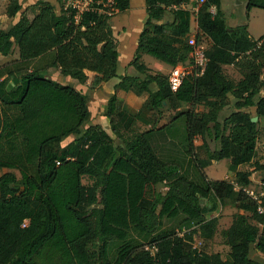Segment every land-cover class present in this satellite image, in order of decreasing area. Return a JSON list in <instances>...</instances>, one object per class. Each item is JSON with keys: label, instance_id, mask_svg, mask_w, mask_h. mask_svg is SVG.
<instances>
[{"label": "trees", "instance_id": "trees-1", "mask_svg": "<svg viewBox=\"0 0 264 264\" xmlns=\"http://www.w3.org/2000/svg\"><path fill=\"white\" fill-rule=\"evenodd\" d=\"M87 1L82 11L57 12L39 0L29 15L19 0H0V16L20 12L15 23L0 28V54L16 45L18 62L12 64L24 65L0 69V168L8 169L0 174V264H264L252 256L264 255V213L242 189L250 173L236 171L235 189L203 170L225 158L237 167L256 155L264 117V35L251 39L245 26H226L220 0H204L199 13L216 7L200 22L210 39L207 66L172 91L168 76L149 73L140 58L148 54L170 66L191 60L190 12L176 8L187 0H144L147 16L129 62L137 74L119 76L109 20L129 9L130 0ZM245 1L248 10L264 9V0ZM231 64L240 79L224 74L223 65ZM47 68L80 84L89 71L97 86L119 77L105 113L110 132L89 121L87 93L53 79ZM119 91L147 93L143 105L151 123L168 112L154 127L171 141L160 152L151 146L153 129L134 127L143 105L137 113L119 108ZM230 96L234 110L222 116ZM200 149L206 158L196 156ZM176 153L192 156V166L184 167ZM255 169L264 171V158ZM83 176L91 182L84 184ZM212 200L242 210L221 231L229 246L225 257L193 244L195 233L213 235L218 219L205 218L215 209ZM134 238L141 244L130 247Z\"/></svg>", "mask_w": 264, "mask_h": 264}, {"label": "rangeland", "instance_id": "rangeland-1", "mask_svg": "<svg viewBox=\"0 0 264 264\" xmlns=\"http://www.w3.org/2000/svg\"><path fill=\"white\" fill-rule=\"evenodd\" d=\"M22 4V10L27 9V12L29 15L33 14V12L38 11V6L36 5V2L39 0H19ZM54 5V8L57 12L66 11L67 9H70V7H80L81 9H85L88 7V4H85L83 0H45ZM144 2V0H131L132 8L135 11H138L140 9L141 2ZM220 7L222 10V16L225 22V25L230 28H236L238 26H245L248 31V36L251 39H257L260 36L264 35V9L253 7L251 9H247L246 7V1L245 0H221ZM68 11V10H67ZM210 12L211 14L216 13V7L215 5L210 4L205 9H202L200 13L198 12L197 15H191L190 16V27L189 31L186 34V39L189 42L195 41L204 47H207V45L210 43V39L207 35V33L201 28L200 22L204 19V13ZM117 12L113 14L109 20L110 27L112 29L115 41L117 43V49L120 53V58H118V69L117 72H122L123 68H121L122 62H123V56H121V48L123 45H130V38L123 39L125 36V31L128 27H134L135 24L139 25L143 21L141 20H135L133 19L132 12ZM145 14V13H144ZM20 17V12H18L15 16H7L4 13L1 12L0 16V28L6 29L9 26H11L13 23H15L18 18ZM136 25L134 31L138 28ZM143 25V24H142ZM18 49L16 45H13L11 53L4 56L0 54V69H4L5 71H13L17 66L24 67L23 64L18 63L15 67L14 62H18ZM140 61H142L147 67L149 73H162L166 76H168L169 70L171 68L170 65H167L165 63H162L158 59L152 57L148 54H143L140 58ZM189 62H185V64H188ZM7 65V66H6ZM4 66H6L4 68ZM46 72L49 76L55 79H60L62 82H65L67 84H70V80H65L64 78L61 79L62 75H60V72L58 69L55 68H47ZM223 72L224 74L232 78L233 80H238L241 78V74L239 72L238 67L235 64L231 65H223ZM17 73V72H16ZM136 74V73H134ZM89 79L86 84H80L77 82L75 83V86L77 89H82V87L85 89V92L88 95V106L90 107L91 114L89 121L94 123L95 120H100L102 116L105 115L107 110V102L109 96L113 93L111 91V94L103 95L101 92L97 91V85L93 84V76H88ZM119 77H114L112 80H118ZM264 78V75L262 76ZM11 80H13L12 76L10 77ZM1 80V78H0ZM10 80V81H11ZM75 81V80H73ZM77 84V85H76ZM113 89V88H112ZM97 92V93H94ZM89 96L90 94H93ZM261 93H264V85L261 88ZM93 96V97H92ZM117 105L119 108L125 107V99L121 98V91L117 93ZM143 105V104H142ZM141 105V106H142ZM137 106V104H135ZM141 108V107H140ZM201 107L199 106V109ZM104 109V112H103ZM127 109V108H126ZM11 112L14 111V109H10ZM128 110V109H127ZM234 110L233 107V100L229 102V104L224 108V113H222V116H225L228 114L229 111ZM129 111V110H128ZM251 114H254V109L252 108L250 110ZM104 113V115H103ZM140 119L135 123L134 127L137 131H143L145 129H153L157 125V123H162L165 119H168V112L165 111V114H162L160 117V120L156 123H151L150 120H152V115L146 111V107L143 105L140 112ZM106 116V115H105ZM159 117V116H158ZM105 129H107L110 132V128L107 123H104ZM157 132L156 130L152 131L150 134V142L151 146L154 149V151H161L162 145L161 140L157 139ZM72 138V136L67 137L62 141V143H66ZM213 143H210V148H213ZM164 152V151H163ZM166 152H168L166 150ZM169 153H172L171 151ZM176 156V157H175ZM175 158H183V166L190 167L193 163V158L190 155L186 154H175ZM200 159H204L207 157L206 152L204 149H200L198 151V154L196 155ZM264 158V117L259 118L258 121V137L256 140V155L253 158V160L246 164H241L240 167H232L230 164L229 159H222L219 161L211 162L208 166L204 167V172L206 176L210 179H223L228 182L236 181L239 183L237 176L235 175L236 171H248L250 173V182L248 183V188L253 191L254 193H257L260 188L262 187L261 181L264 180V171H258L255 169V162L259 161L262 162ZM183 168V167H182ZM8 169L0 168V174L3 173ZM17 173V172H16ZM18 176V174H17ZM19 177V176H18ZM82 182L84 184H89L91 180L87 178V176H83ZM214 201V200H212ZM215 209L213 211L207 212L205 214V218H210L216 216L218 219V222L215 226L214 232L212 237L210 238H204L201 234L195 233L193 238V244L199 248L202 251L212 253V252H219L223 257L227 255L229 252V246L225 243L224 238L222 237L221 231L223 229H226L232 222V219L234 215L237 212H242V210H239L235 206L232 205H225L222 206L218 201H214ZM204 218V219H205ZM194 228H198V224L195 223L193 225ZM141 244V241L139 239H132L130 242V247H136ZM252 256L256 259L263 260L264 255L258 254L255 251L252 252Z\"/></svg>", "mask_w": 264, "mask_h": 264}, {"label": "crops", "instance_id": "crops-1", "mask_svg": "<svg viewBox=\"0 0 264 264\" xmlns=\"http://www.w3.org/2000/svg\"><path fill=\"white\" fill-rule=\"evenodd\" d=\"M140 2H141L140 6H139L140 9L138 11H135L132 8V4H131V0H130V8L125 11L126 12L125 14H127L128 12L131 11L132 12V15L131 16L133 17V19H135V20H141L143 22L141 24H139V25L135 24L134 27H131V25H130V27H128L127 30L125 31V36L123 37V39H127V38H130L131 37L130 40H129L131 43H130V45H123V47L121 48V56H123V62H122L121 68H123V70H122V72H117V75L118 76L119 75H122V74H127V75H136L137 74V71L135 70V68L133 66L129 65V62H130V60L133 57V53H134V50H135V47H136V44H137V37H138V35H139L142 27H143L142 24L144 23V21L146 19V16H147L146 10H145V7H146L145 6V2H143V3H142V1H140ZM220 4H222L221 3V0H220ZM136 25H137L138 28L134 31L133 28H135ZM119 58H120V55H119ZM134 73H136V74H134ZM60 75H62V74H60ZM88 76H94V73L89 71L88 72ZM63 78L65 80H70V84L73 85L75 88H77L75 86V83L73 84V82H77V81H73V79H71L70 77L63 76L62 75L61 79H63ZM53 79H55V78H53ZM55 80H58V81L62 82V80H60L59 78L58 79H55ZM117 81L118 80H114V79L113 80L110 79L108 81H102L97 86V88H98L97 91L98 92H101L103 95L111 94L110 92L113 91V89H112L113 88V85ZM62 83L67 84L65 82H62ZM82 90L85 91V89L83 87H82ZM94 93H97V92H94ZM94 93L93 94H90L89 96L94 95ZM122 97L125 99V107L131 113H137L139 111L141 105L147 99L148 95H147V93H142L140 95H137L133 91H121V98ZM231 100H233L232 96H230V101ZM135 104H137V106H135ZM88 108H89V111H90V114H91L90 107L88 106ZM224 108L222 109L221 114L224 113V111H223ZM232 111L233 110L229 111L228 114L231 113ZM103 112H104V109H103ZM104 113H103V115H104ZM107 122H108V125H109V120L104 115V116L101 117L100 120H95L94 123L100 124L102 127L106 128L105 125H103V124L104 123H107ZM155 133L157 134V139L161 140V142H162L161 144H165V143H170L171 142L167 138V136L164 134L163 131H157ZM168 152H170V150ZM237 167H240V165H238Z\"/></svg>", "mask_w": 264, "mask_h": 264}, {"label": "built area", "instance_id": "built-area-1", "mask_svg": "<svg viewBox=\"0 0 264 264\" xmlns=\"http://www.w3.org/2000/svg\"><path fill=\"white\" fill-rule=\"evenodd\" d=\"M85 4H88L87 0H83ZM204 0H187L186 2H183L179 6H176V8H182V9H187L190 12L191 15H197L199 12V5L203 2ZM78 9V11H82L83 8L81 9L79 6L75 7ZM192 45L191 52H190V63L185 64V63H178L174 66H171L169 73H168V84L169 87L172 91H176L180 84L182 79L187 76V75H201L203 74L208 58L205 52V48L202 45H199L196 40L190 42ZM230 183L233 184L234 188L237 189L239 188V185L236 181H231ZM262 187L257 193H254L251 191L248 186L243 187V191L247 195H249L253 200L257 201V211L259 213H264V180L260 182ZM263 201V203H261ZM27 223V220L25 219L22 226H24ZM195 246V245H194Z\"/></svg>", "mask_w": 264, "mask_h": 264}, {"label": "water", "instance_id": "water-1", "mask_svg": "<svg viewBox=\"0 0 264 264\" xmlns=\"http://www.w3.org/2000/svg\"><path fill=\"white\" fill-rule=\"evenodd\" d=\"M256 119H257L256 116H253V117L251 118L252 121H255ZM202 201H204V199H202Z\"/></svg>", "mask_w": 264, "mask_h": 264}]
</instances>
